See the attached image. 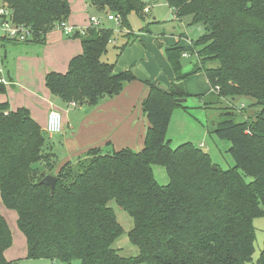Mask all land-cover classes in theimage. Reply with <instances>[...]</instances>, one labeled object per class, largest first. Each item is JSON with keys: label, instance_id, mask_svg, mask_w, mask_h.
<instances>
[{"label": "trees", "instance_id": "obj_1", "mask_svg": "<svg viewBox=\"0 0 264 264\" xmlns=\"http://www.w3.org/2000/svg\"><path fill=\"white\" fill-rule=\"evenodd\" d=\"M89 2L98 13L116 17L121 30L128 28L132 13L141 17L149 12L144 13L145 0ZM149 2H164L176 19H190L203 32L189 48L165 50L175 76L167 91L145 82L149 92L142 109L149 127L143 148H93L56 170L46 133L25 108L10 110L2 102L1 201L16 214L29 259L62 264H264V238L258 259L252 261V222L264 218V0ZM0 5L10 8L13 24L32 33L24 42L2 40V60L7 45L23 50L42 46L46 35L70 15L67 0H0ZM112 36V30L92 25L74 35L82 53L70 60L65 73L45 76L50 95L66 104L94 107L135 81L130 70L115 72V64L102 61ZM183 53L198 59L188 73H182ZM197 73L209 85L199 99L212 96L218 104L244 98L257 108L243 121L224 118L213 124L212 134L230 143L234 166L226 170L193 144L172 148L166 139L172 111L186 109L177 103L189 97L183 82ZM4 93L0 84V95ZM153 166L165 169L167 185L156 182ZM45 175L57 180L52 195L40 184ZM111 203L132 221L127 237L137 249L134 257H123L114 248L123 229ZM11 245V232L0 215V264H16L5 257Z\"/></svg>", "mask_w": 264, "mask_h": 264}, {"label": "crops", "instance_id": "obj_2", "mask_svg": "<svg viewBox=\"0 0 264 264\" xmlns=\"http://www.w3.org/2000/svg\"><path fill=\"white\" fill-rule=\"evenodd\" d=\"M69 6L71 11L67 22L73 24V26L78 25L84 27L83 29L87 28L88 6L86 3L75 0ZM153 22H156V19H153ZM149 34L152 35V32H149ZM135 36L137 35L135 34ZM153 36L155 37L148 38L146 45L142 43L143 48L141 47V49L139 45L135 44V42L141 44L140 39L137 37L135 42L133 40V43L131 42L132 44H129L120 54L119 67L114 69L115 72L130 70L136 80L126 84L119 95L105 98L94 107L88 105L72 107L70 103L66 104L52 97L44 83L45 76L48 73H65L70 60L82 53L80 39L68 38L55 29L46 35L45 43L42 46H31L24 50L16 49V51L20 50V53H23L34 47H40L37 48L40 56L19 57L22 59L18 60L13 74H11L12 70L5 69V62L0 56L3 69L1 77L7 81L11 91L19 92L16 95L19 98L18 102L24 104L23 106L17 104L13 108L10 107V110L25 108L30 117L40 127L45 126L47 114L51 109L60 112L64 118L60 133L48 136V146L51 152L53 151L56 154L52 152L56 156V170L66 162H74L93 148H99L105 152L118 151L124 148L138 152L143 148L145 134L149 127L142 109V103L149 92L145 82H150L161 90L167 91L175 81V76L168 68L163 69L164 61H166L165 50L173 46L187 48V45H189L187 41L179 43L174 35H171L173 36V39L171 38L172 42L163 45L156 35L153 34ZM186 55L189 56V53ZM105 56L106 54L102 59ZM193 56L196 57V55ZM197 61L196 57L195 62ZM157 65L162 68L161 73H158V75ZM140 67H143V70ZM150 68L153 70L152 73ZM162 73H164L163 77L166 76V79H161ZM193 78L200 91L197 96L207 94L209 85L204 75L197 73L193 75ZM163 80H165V83H162ZM188 81L186 79L183 82L187 94L186 84ZM6 88L7 86H5V93ZM5 93L0 95V103H8ZM53 99L56 100L55 103L51 101ZM10 101H13L12 98H10ZM77 107L80 108L77 110ZM50 139L53 144L52 148L49 143ZM6 253V259L11 261L7 258Z\"/></svg>", "mask_w": 264, "mask_h": 264}, {"label": "rangeland", "instance_id": "obj_3", "mask_svg": "<svg viewBox=\"0 0 264 264\" xmlns=\"http://www.w3.org/2000/svg\"><path fill=\"white\" fill-rule=\"evenodd\" d=\"M67 1L69 4H71L75 0ZM80 1H82V3L85 2L88 6V26L90 25L89 18L93 17L98 20L100 27L107 28L113 31L111 42L107 47L106 56L102 59V61H108L109 64H115V67H119L118 60L120 56H117V54L120 48L125 43L132 44V41L134 40L135 42L137 37L140 39L141 44L140 42H135V44L139 45L140 49L142 47V43L144 45L147 44L149 37H155L153 36V34L159 38V42H162L163 45L172 42L173 36L171 35H174L178 39L179 43L184 41L189 42V45H187V48H189L193 45L194 41H196L201 36V32H203V29L199 24L191 26L190 19H176L172 15L171 10L164 2L150 3L149 0H145L147 4L146 8L149 9V13L141 17L132 13L128 16V28L121 30L118 29L117 23L115 21H109L107 19V15L98 13L91 6L89 0ZM153 19H156V22H153ZM65 23L68 26H73V24L68 23L67 20L65 21ZM74 26L77 28L82 27L78 25ZM83 28L84 27H82L81 29ZM149 32H152V35L149 34ZM135 34L137 36H135ZM158 34L160 35L157 36ZM114 41H116V43H114ZM122 43L124 44L122 45ZM37 48L40 47H34L26 52L20 53V50L16 51V48L7 45L6 59L4 60L5 69L12 70L11 74H13V70L18 60L22 59L19 57H39L40 55H38ZM134 48L136 49L137 47ZM0 54H3V51L0 50ZM195 61L196 57L191 54H189V56H187L186 58L181 57L180 63L182 67V73L190 72L193 68V65L197 63ZM157 67L159 68H157L158 75V73H161L162 68L159 65H157ZM140 68L143 70V67ZM164 68H168L170 72L172 71L170 65L166 61H164L163 69ZM150 72H153L152 68H150ZM163 74L164 73H162L161 79H166V76L163 77ZM186 79L189 80L186 84V90L189 97L184 103L186 109L176 108L172 111L171 119L167 129L166 139L170 141V146L172 148H176L185 143H191L196 147H200L203 152L209 154L212 163L219 166L223 170L233 167L234 162L231 156L228 154L230 143L227 141L219 140L212 134L213 124L224 118H234V120L237 122L243 121L248 117H252L254 112L257 111V108H253L251 106L252 102L249 99L244 98H236V100L233 101L220 100L218 104L215 101H212L214 99V97L212 96H206L203 100H201L197 97V94L200 93V91L199 88H197L193 75L187 77ZM162 83H165V80H163ZM17 94H19V92L14 90L11 91L9 85L7 86L5 95L9 107L13 108L17 104H22V106L24 105L23 103L18 102L19 98L16 97ZM20 97L22 98L21 95ZM10 98H12L13 101H10ZM51 101L55 103L56 100L53 99ZM79 108L77 107V110ZM61 119L63 125L64 118L62 117ZM44 128L45 126H41V129L43 131ZM46 136L49 141L48 135ZM49 143L52 148L53 144L51 139ZM53 153L55 154V152ZM152 172L156 182L159 185L165 186L168 184L169 179L165 172V169L160 166H153ZM246 181L249 182L250 179L247 178ZM111 206L113 207L117 220L123 229V235L116 240L114 248L117 249L118 253L123 257H134L137 255V249L130 244L127 237V233L132 227V221L123 210L118 208L113 203H111ZM0 215L7 222L12 236V245L10 247V250H8L6 253L8 259L15 262L16 264H62L58 261H50L48 259L34 260L27 258L26 240L18 229L16 214L13 211L5 208L1 201V198ZM252 225L255 230V252L252 256V261L255 262L258 259L259 253L262 249L264 238V218L253 219ZM69 264L80 263L78 261H72Z\"/></svg>", "mask_w": 264, "mask_h": 264}, {"label": "built area", "instance_id": "obj_4", "mask_svg": "<svg viewBox=\"0 0 264 264\" xmlns=\"http://www.w3.org/2000/svg\"><path fill=\"white\" fill-rule=\"evenodd\" d=\"M148 12V8L144 9V13ZM107 19L109 21H115L118 23V19L113 15H108ZM90 25L100 26L99 22L95 18H90ZM56 30H59L67 37H73L77 33L83 34L85 29L76 28L74 26H68L65 22H62L55 27ZM31 30L28 27L22 25H15L12 22V11L6 5H0V47L2 40H14L18 42L28 41L31 38ZM186 54H183L182 57H186ZM3 74V69L0 63V84L8 86L7 81L1 77ZM70 106L75 107V103H70ZM62 116L60 112L55 109H51L46 118L44 132L48 136H52L60 133L62 127ZM248 133V132H247Z\"/></svg>", "mask_w": 264, "mask_h": 264}, {"label": "water", "instance_id": "obj_5", "mask_svg": "<svg viewBox=\"0 0 264 264\" xmlns=\"http://www.w3.org/2000/svg\"><path fill=\"white\" fill-rule=\"evenodd\" d=\"M185 102H186V99H178L177 100V103H179V104H184ZM213 169L215 170L216 168L213 166ZM56 181L57 180H56V178L54 176L45 175L43 177V179L40 181V184L48 187L49 190H50V195H52L53 192H54Z\"/></svg>", "mask_w": 264, "mask_h": 264}]
</instances>
